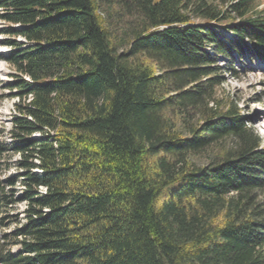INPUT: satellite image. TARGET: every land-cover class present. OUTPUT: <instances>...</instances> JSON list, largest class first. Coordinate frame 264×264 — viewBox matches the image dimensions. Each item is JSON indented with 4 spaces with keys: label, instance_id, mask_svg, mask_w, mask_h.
Segmentation results:
<instances>
[{
    "label": "trees",
    "instance_id": "16d2710c",
    "mask_svg": "<svg viewBox=\"0 0 264 264\" xmlns=\"http://www.w3.org/2000/svg\"><path fill=\"white\" fill-rule=\"evenodd\" d=\"M257 2L0 0V264H264L262 139L217 96L220 55L264 61Z\"/></svg>",
    "mask_w": 264,
    "mask_h": 264
},
{
    "label": "rangeland",
    "instance_id": "374dc122",
    "mask_svg": "<svg viewBox=\"0 0 264 264\" xmlns=\"http://www.w3.org/2000/svg\"><path fill=\"white\" fill-rule=\"evenodd\" d=\"M257 3L259 8L264 7V0H258ZM9 25L11 24L0 20V129L4 131L2 141L8 145L12 143L9 130L12 126V118L17 114L15 103L18 101L14 91L8 88V83L14 79L15 70L5 60L6 54L11 50L5 45L10 37L2 31ZM225 33L231 38L235 37L232 33ZM18 40L21 41L22 38H18ZM234 57V59L225 55L218 57L219 65L225 68V82L218 89L217 96L219 98L228 97L234 101L248 124L262 139V147L264 148V61L256 56L251 57L250 54L240 57L236 53ZM224 143L230 145L231 139H226ZM18 159V155H13V162ZM206 160L207 155L205 154L194 159L198 164H205ZM15 173H17L15 166H12V169L7 172L8 175ZM17 191L18 195H20V186ZM262 195L264 201V191ZM25 211L26 202L23 201L14 205L9 211L13 217L5 221L6 226L4 228H0V248L4 249V251L16 253L20 249L17 243L21 238L16 236L15 233L20 223L25 222Z\"/></svg>",
    "mask_w": 264,
    "mask_h": 264
}]
</instances>
